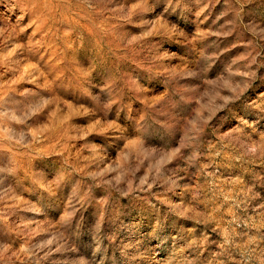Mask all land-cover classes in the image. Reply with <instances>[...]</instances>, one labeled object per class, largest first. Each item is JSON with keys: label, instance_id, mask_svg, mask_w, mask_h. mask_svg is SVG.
<instances>
[{"label": "rangeland", "instance_id": "obj_1", "mask_svg": "<svg viewBox=\"0 0 264 264\" xmlns=\"http://www.w3.org/2000/svg\"><path fill=\"white\" fill-rule=\"evenodd\" d=\"M0 264H264V0H0Z\"/></svg>", "mask_w": 264, "mask_h": 264}]
</instances>
